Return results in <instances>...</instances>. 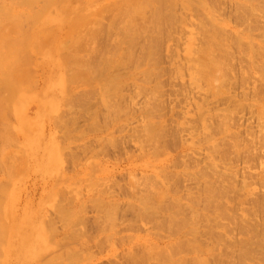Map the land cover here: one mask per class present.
Instances as JSON below:
<instances>
[{"label": "rangeland", "instance_id": "374dc122", "mask_svg": "<svg viewBox=\"0 0 264 264\" xmlns=\"http://www.w3.org/2000/svg\"><path fill=\"white\" fill-rule=\"evenodd\" d=\"M90 1L93 2V0ZM167 1L169 2V0ZM167 1H157L156 4L161 3L162 7L164 5L166 7V5L170 6L175 2V0H170L169 3ZM186 1L176 0L174 5L169 7L170 10L167 7L161 9L162 13H164L163 11L166 12V9L169 10L167 13L169 18L165 19L164 24L162 23L164 27L161 26V30L158 29L159 32L156 30L152 33L149 24H144V17L147 20L145 22H148V18L153 12L151 7L145 9L143 13L145 15L143 18L141 17L143 20L137 21L138 24L143 22L142 34L137 35L138 41L135 46L133 45L135 48L127 46L130 51V58L121 66L113 68L116 69V73L113 69H109L110 72L108 70L109 73L113 71L112 74L121 75L118 77L120 84L117 88H112L114 92L112 90L111 94H109L110 91L108 92L104 101H102L103 97L107 93L101 96L102 85H99L101 87L97 83L87 85L81 78L79 80L77 77L73 81L69 79L72 81L71 84L75 86L69 91V99L66 98V101H70H67L69 105L65 103L62 105V102H66L64 100L60 103L62 107L54 104L52 99H47V97L53 92L55 93L57 88L49 90V82L47 85L45 81L47 77H52L57 71L62 73L63 70L59 71L55 63H49L38 53L31 52L28 53V58L25 57L28 59L25 67L31 75L27 79L28 81H24L25 83L15 91V94L18 92L15 98L24 100L21 114L19 116L14 115L8 112V109H5L6 112L2 116L0 114V133L2 132L0 134L2 135L0 136V141L2 139L0 156L1 153L4 156L0 166V182L8 190L10 207L8 215L12 220L27 216L25 224L32 227L38 223L39 217L43 215V226L45 229L50 227V238L59 241L43 257L50 259L53 264L68 262V257L64 255H68L67 253L70 252H72L70 254L73 255L75 264H194L195 255L198 254L202 257L205 256L207 264H238L237 260L240 257L239 264H264V121L260 117L259 110L261 105L259 100H262L260 90L264 86L261 72L259 74V68H256L260 66L257 64H261L264 60V48H261L264 45V40H262L264 39V7H262L264 0H253V5L255 3L254 6L258 10L254 7L255 11L252 9L249 12L248 7H246V0H204L207 7L206 11H202L201 8L199 10L196 1H189L191 3L194 1L195 7H189L188 1ZM117 2L119 5H115L120 6V2ZM147 2L149 0L143 1V3ZM107 3L108 1L105 0H94L91 9L85 8V12L87 9L89 13H95L96 16L91 15V13L89 15L87 12L91 18L94 17V20L93 18L90 20L89 17L87 27L82 25L84 28L81 29L80 26L81 30L76 29L75 31V35L78 34H76L77 31L81 35L85 31L83 36H79L83 41H90V44L84 43L83 46L85 48L86 44H89L90 50L87 47L85 50L96 51L95 53L92 52L94 55L92 57L89 56L90 52H86L89 62L94 64L107 54H103V52L112 51L116 44L115 50L118 47L126 49L125 44H120L121 38L116 34L118 31L116 29L109 30L112 27L109 21H113V14L116 12L115 7L108 6V10L106 8L99 14L100 6ZM214 3L216 7H214ZM93 9L98 10L99 13ZM207 12L213 13L212 16L217 22L224 23L219 31H222L225 37L220 36L227 39L225 40L227 41L225 43L227 49H225L226 51L230 50L227 54L239 59L235 61V58H230L231 60H229L226 52L224 55L221 54L222 60L228 64L223 62L226 67H223L222 74L225 76L223 79L222 75V79H219L222 81L217 80L216 83L220 88L214 87L216 86L214 83L213 89L209 86L204 89L206 88L204 81H202V85L201 80H194L193 60L197 57L195 56L197 53H188L189 45L197 51L199 50L198 47H201L205 41L204 34L202 33V35L200 30H202L203 22L206 20L203 13L207 16ZM146 14L150 16H146ZM167 14L164 13L162 16L166 17ZM171 14L173 15L171 16ZM165 17H161V19ZM243 17L246 21L243 20ZM116 20L115 23H113L114 21L112 23H121L120 19ZM166 20H168V25ZM201 21L203 22L201 23ZM55 23L52 22L50 26H56ZM89 27H95L97 30L101 27L102 31L98 30L100 32L97 37L95 36L91 40L85 34L89 31ZM222 28L224 32L227 31L225 33L227 36ZM86 29H88L87 32ZM145 29L150 30V32L148 33V30ZM242 32L247 33L251 40H241L242 44L234 41ZM166 33L171 34L167 35ZM148 35L149 38L145 39ZM63 38L67 42L68 37L66 39L64 34L58 35L59 41ZM156 41L158 42L156 43ZM232 41L234 42L232 43ZM248 41L256 43L254 45L259 44V46L253 45L255 49L253 48L249 52L245 49L242 51L243 45L247 49ZM235 42L236 44L233 45ZM154 45L158 47H154ZM149 46L154 49H149ZM234 46L237 47V51L232 50V47L235 48ZM130 47L134 49H130ZM149 50L152 52L154 50L153 54ZM83 52L85 53V51ZM141 52L145 53V57L143 53L140 54ZM147 52H150L148 56ZM230 53H233V56ZM87 54L83 55L81 52L83 57H86ZM259 54L261 55L259 56ZM190 57L194 59L191 60ZM251 57L255 60L252 61L257 63L256 66L252 63ZM257 58L258 60H256ZM149 60L154 61V64ZM138 62H142L141 65ZM99 65L102 66L100 63ZM151 69L157 74L159 72V77ZM247 69L250 70L249 73ZM143 71L147 72L148 75H144L146 73L143 74ZM49 74L50 76H47ZM153 75H157L156 78H153L155 77ZM65 76L72 78L66 74L63 76L65 80ZM145 76L146 78L142 79ZM147 78L152 82H146ZM76 79L79 80L77 83H75ZM155 82L159 83L156 84ZM224 82L227 85H224ZM222 83L224 84L222 85ZM154 84L156 85L154 86ZM158 84L160 87H156ZM138 85L141 88L146 87L145 90L149 88L150 90L147 89V91L151 92V98L149 91H142ZM222 86L223 88H221ZM216 88H219L221 92L219 89L217 91ZM20 89L23 91H19ZM209 89L216 90L217 93L214 91L209 93ZM205 90H208V94ZM262 92L264 91L261 90ZM204 93L208 96L206 97ZM155 95L157 96L155 97ZM13 96L12 98H14ZM57 96L53 99L61 98L60 94ZM149 100L152 104H149ZM109 103L111 104L109 105ZM254 105L259 107V111H256L257 108H254ZM54 115L55 117L52 118ZM211 115L216 118L209 117ZM257 118L260 120L257 121ZM21 121L24 127L19 125ZM26 121L33 122L34 126L30 128ZM59 121L60 123H58ZM149 123L155 127L153 129L156 130L157 136L153 140L156 144H153L149 138L147 139L146 127ZM158 132H161L160 136ZM28 134L36 137H34L36 141L33 138V141L32 139L29 141L34 145V153L29 150L31 145L26 143ZM74 136L76 137L74 138ZM3 141L6 145L2 143ZM148 142H151L148 145H152V147L159 145L157 146L159 148L154 149L153 147L154 151L146 145ZM41 144L43 145L41 146ZM235 145L239 146L238 150L235 149ZM54 147L57 148L54 149ZM26 149L27 153L25 154L24 150ZM50 158H57L56 166L51 167V170L44 168L41 164L45 159ZM56 167V172L53 173L52 171ZM147 185H153V187H147ZM209 185L211 188L213 187V191L210 189L211 197H214L216 201L213 200L214 198L207 199L208 196L204 193L205 188ZM156 189L165 190L167 197L159 200V204L157 202L155 204L154 201L150 202L151 204L154 203L149 205L153 206V209H143L139 199L148 193L150 196L146 197L152 198L151 195H154ZM47 197L50 200L54 199L55 202L51 204ZM173 198L178 203L176 206L171 204L174 201ZM206 200L211 201V204ZM195 201L196 203H194ZM161 205L162 207L159 209ZM106 207L110 210L111 216L109 213L108 217H104L108 211L107 209L105 212ZM102 209L103 211H101ZM67 210L71 211L68 215L65 213ZM177 211L179 213L175 215ZM148 214H151L149 215L151 217H148ZM169 214H173L177 221L182 217L181 219L185 218L193 223L192 233L189 231L186 233V229H184V233L177 226H173L174 224H171L172 228H170V223L166 221ZM2 216L1 220L4 222L8 216H5L4 211H2ZM63 216L67 218V221L64 220ZM163 218H166L165 221ZM156 220L159 222L161 220L160 224ZM261 238L262 240H260ZM259 240L261 245L258 244ZM186 241L190 244H196L187 247V249L184 245L181 247V243H186ZM179 242H181L180 245ZM25 244L18 245L16 234L9 236H1L0 234V247L2 248L0 250V264H30L27 250L19 251L25 249ZM177 245L179 248L176 247ZM244 247L246 251L251 248L249 251V253L252 251L251 254L244 253ZM217 252L218 255H215ZM237 252L240 253L238 256L241 253L242 256L237 258ZM243 254L248 257L245 255L243 257ZM220 255L221 258L219 259L218 256Z\"/></svg>", "mask_w": 264, "mask_h": 264}, {"label": "bare ground", "instance_id": "6f19581e", "mask_svg": "<svg viewBox=\"0 0 264 264\" xmlns=\"http://www.w3.org/2000/svg\"><path fill=\"white\" fill-rule=\"evenodd\" d=\"M96 1V0H95ZM98 1V0H97ZM105 1H108V3L107 4H105L104 6L102 5V6H100V9H98L99 11H100V13L98 12V10H96V9H93V10H95L96 11V13H99V14H101V12L102 11H104L106 8H107V10H108V6H111V7H115V9H116V12H115V14H113L114 16H113V21H109L110 23H111V25H112V27H110V29L109 30H111V29H116L118 32H116V34H117V36H120V44H125L126 45V49H122L121 47H118L116 50H115V46L117 45H115L114 46V49L111 51V50H109V51H106V52H103V54H106L105 56H103V59L101 58V59H99L100 61L101 60H103L102 62H96L95 64L94 63H91V62H89V59H88V52H90V51H88V50H90L89 49V47H91V46H89V40H84L83 41V39H81L80 38V36H83L84 35V32L82 33L83 35H81V33L79 32V31H77L76 32V34L77 35H75V31H76V29H80V26H81V29L82 28H84L83 26L85 25V27H87L86 25H87V23H89L88 22V19H89V17H90V20L93 18V20H94V17H92L91 18V16H89L90 15V13H91V15H95V13L93 14V12H88V10L86 9V11L88 12V14H87V12H85V8H88V9H91L92 7V5H93V2H94V0H93V2L92 1H90V0H0V107H1V109H0V114H1V116L3 115V113H5L6 111H5V109L7 110L8 109V112H10V113H12V114H14V115H17V116H19L20 114H21V109H22V105H23V103H24V100L23 99H17V98H15V95H17V93L18 92H16V94H15V91L16 90H18L19 89V87L21 86V85H23L25 82H26V80L27 79H29V77H30V73L28 72V70H26V65H25V63H26V60H28V59H25V57L27 56V58H28V56H29V54L28 53H31V52H35V53H38V54H40V55H42L43 57H44V59L46 60V61H48L49 63H55V66L57 67V69L59 70V71H61V70H65V73L67 74V75H70L72 78H67V77H69V76H65V78H66V80L64 79V75H66L65 73H63V71H62V73L61 72H53V73H55L54 75H53V73H52V77H50V78H48L47 77V79H46V84L48 83L49 84V90L51 89V88H57V91H55V93L53 92V94L52 95H49L48 97H47V99H52V102L54 103V104H57V105H60V103L64 100V101H66V98L67 99H69V96H68V94H69V91H71V89L73 88V87H75L74 85H72L71 84V82L74 80V78H77V77H79V80H80V78L87 84V85H92V84H96L97 83V85L99 86V85H102L103 87H101V86H99V87H101L102 89V95L101 96H104L103 94H106L103 98V100L102 101H104L105 100V97L108 95V92L110 91V93L109 94H111V90H112V88H114V87H118L119 86V84H120V79L118 78L119 76H121V75H119V76H117V75H115V74H112L113 73V71H112V73H109L110 72V70L111 69H113V68H115V67H118L119 65L121 66V64H123V63H125L129 58H130V51L127 49V46H135L136 45V43H137V41H138V38H137V35L139 34V35H141L142 34V28L144 27V25L142 24V23H137V21L138 20H140V19H142L143 17H144V15L145 14H143L144 12H145V9L146 8H148V7H151V8H153V9H151V10H153V12H151V17H149L148 19H149V21L148 22H145V21H147L146 19H145V17H144V24H146V23H148L149 24V27L151 28L150 30L152 31V33L154 32V31H158V29L165 23V19L166 18H169L168 16V14L167 13H169V7H171V5L173 4L174 5V3L176 2V0H175V2H173L170 6H167L166 5V7L169 9H166V12L165 11H163L165 14H167L166 15V17L165 16H162V15H164V13H162V11H161V9L163 10V8L165 7V5L162 7L161 6V3L160 4H156V3H158V2H160L161 0H153V1H150L149 0V2H147V3H143V1H145V0H141V1H133V0H105ZM117 1H119L120 2V6H116L115 4H117L118 2ZM148 1V0H147ZM155 1H156V3H155ZM167 1V0H166ZM180 2H181V0H179ZM186 0H184V2H185ZM188 1V4H189V7L190 6H196V3H195V5L193 4V2L194 1H196L198 4H197V6H199V10H200V8L202 9V11H206L207 10V7H206V4L204 3V0H194L192 3L191 2H189V1H192V0H187ZM186 1V2H187ZM122 2H124V3H122ZM162 2H164V0H162ZM169 2H171L170 0H169ZM168 1H167V3H169ZM207 2H209V1H207ZM212 2H214V1H212ZM211 2V3H212ZM246 7H248L247 9H248V12H249V10L251 11L252 9H254V5H255V3H254V5H253V0H246ZM187 4V3H186ZM190 4H193V5H190ZM236 4V3H235ZM259 4V3H258ZM117 5H119V4H117ZM169 5V4H168ZM172 5V6H173ZM213 5V4H212ZM264 5V4H263ZM242 6H243V4H242ZM258 6H260V5H258ZM165 7V8H166ZM214 7H216L215 6V3H214ZM262 7H264V6H262ZM239 8V7H238ZM256 8V7H255ZM52 10L51 12H50V10ZM264 9V8H263ZM110 10V9H109ZM165 10V9H164ZM195 10V9H194ZM212 10V9H211ZM213 10H215V9H213ZM217 10V9H216ZM256 10H258L257 8H256ZM260 10V9H259ZM94 11V12H95ZM113 11V10H112ZM239 11V10H238ZM246 11V10H245ZM254 11H255V9H254ZM107 12V11H106ZM247 12V13H248ZM98 14V15H99ZM200 14V13H199ZM213 14V13H212ZM212 14H210V13H208L207 12V16L206 15H204V13H203V17L205 16L206 17V20H205V22H203V21H201V23L203 22V25H202V30H200V31H202L201 32V34L203 33L204 34V38H205V41L201 44V41H200V44H201V47H198L199 48V50H197L196 51V49L194 50V49H192L191 48V45H189V47H188V53L189 54H191V52L194 54V53H197V55H195V56H197L195 59L194 58H192V57H190V59L192 60V59H194L193 60V62H194V64H193V78H194V80L195 81H198V80H201V84H202V81H204L205 82V84H204V86L206 87V88H204V89H207V86H209V87H211L212 89H213V84L214 85H216V83H217V80H219V79H222L221 77H222V70L224 71V69H223V67L225 68L226 66H224V63L223 62H225L224 60H222V58H221V54L222 55H224L225 54V52H226V54H227V52H228V54H229V51H226V49H227V44L225 45V43H227V41H225V40H227L226 38L225 39H223L222 37L224 36L223 35V33H222V31H219V30H221L220 29V27H223L224 26V23H219V22H217L216 21V19L212 16ZM239 14H241V13H239ZM263 14V13H262ZM150 15H147L146 14V16H150ZM173 14H171V16H172ZM237 15H238V13H237ZM244 15H246V14H244ZM248 15V14H247ZM96 16V15H95ZM112 16V15H111ZM200 16H201V14H200ZM214 16L216 17V15L214 14ZM142 17V18H141ZM161 17H165L163 20L161 19ZM173 18V17H172ZM171 18V19H172ZM217 18V17H216ZM241 18V17H240ZM240 18H239V20H240ZM245 17H243V20H245L246 21V19H244ZM251 18V17H250ZM116 19H120L121 20V23H117L116 22V24H113V23H115V20ZM242 19V18H241ZM89 20V21H90ZM95 20H96V18H95ZM143 20V19H142ZM169 20V19H168ZM168 20H166L167 21V25H168ZM203 20V19H202ZM254 20V19H253ZM98 21V20H97ZM117 21V20H116ZM170 21V20H169ZM52 22H56L55 23V25L56 26H50V24L52 23ZM113 22V23H112ZM118 22H120V21H118ZM242 22V21H241ZM163 23V24H162ZM170 23V22H169ZM201 23H200V25H201ZM96 24H97V22H96ZM109 24V23H108ZM79 25V26H78ZM83 25V26H82ZM100 25V24H99ZM110 25V24H109ZM110 25V26H111ZM116 25H119V26H116ZM250 25V24H249ZM252 25V24H251ZM257 25H259V24H257ZM256 25V26H257ZM50 26V27H49ZM77 26H78V28H77ZM162 27H164V26H162ZM167 27V26H166ZM250 27V26H249ZM248 27V28H249ZM90 28V27H89ZM88 28V29H89ZM103 28H104V26H103ZM168 28V27H167ZM247 28V27H246ZM258 28H259V26H258ZM80 29V30H81ZM88 29H86V32L88 31ZM223 29V28H222ZM98 30H101V27H99V29ZM97 30V28H95V27H91L90 29H89V31L87 32V33H85V34H87L86 35V37H88L89 39H91V40H93L94 38H95V36L97 37V34L100 32V31H98ZM108 30V29H107ZM146 31L148 30V29H145ZM150 30H148L147 32L149 33L150 32ZM160 30H161V28H160ZM159 30V31H160ZM256 30V29H255ZM102 31V30H101ZM106 31V30H105ZM112 31V30H111ZM158 31V32H159ZM163 31V30H162ZM166 31V30H165ZM164 31V32H165ZM114 32V31H113ZM218 32H220V33H222V34H220V33H218ZM223 32H224V29H223ZM227 31L225 30V32H224V34L226 33ZM102 33V32H101ZM152 33H150V34H152ZM262 33V32H261ZM60 34H64V37L67 39V37H68V40H67V42H65V39H64V41H62V40H60L59 41V39H58V35L60 36ZM167 34V33H166ZM169 34H171V33H169ZM169 34H167V35H169ZM202 34V35H203ZM80 35V36H79ZM100 35V34H99ZM105 35H106V33H105ZM162 35V34H161ZM163 35H165V33H163ZM222 37H221V36ZM226 35V34H225ZM238 35V34H237ZM263 35V34H262ZM108 36V35H107ZM115 36V35H114ZM152 36V35H151ZM227 36V35H226ZM104 37H106V36H104ZM149 38V35L148 36H146L145 37V39L146 38ZM155 37V36H154ZM167 38H168V36H166ZM225 37V36H224ZM157 38V37H156ZM161 38V37H160ZM154 39V38H153ZM166 39V38H165ZM247 39H249V40H251V38L249 37V35L247 34V33H240L238 36H237V38L234 40V41H237V42H240L241 43V40H246L247 41ZM150 40H151V38H150ZM225 42H224V41ZM230 40H232L231 38H230ZM262 40H264V39H262ZM141 41V40H140ZM155 41V40H154ZM234 41H232V43L234 42ZM122 42V43H121ZM158 41H156V43H157ZM231 42V41H230ZM244 43H245V41H243ZM251 41H248L247 42V49H246V47H244V45H243V50L242 51H245V50H247L248 52L249 51H251V50H253V45L254 44H256V43H250ZM84 43H89V44H86L87 46V48H88V50H85V49H87L86 47L85 48H83V46H84ZM96 43V42H95ZM141 43V42H140ZM155 43V42H154ZM155 43V44H156ZM243 43V44H244ZM112 44V43H111ZM118 44H119V42H118ZM231 44V43H230ZM236 44V42L233 44V45H235ZM242 44V43H241ZM146 45V44H145ZM151 45H153V44H151ZM150 45V46H151ZM159 45V44H158ZM238 45H240V44H238ZM258 46H259V44H257ZM257 45H254V46H257ZM89 46V47H88ZM95 46V45H94ZM112 46H113V44H112ZM122 46V45H121ZM133 46V47H134ZM139 46V45H138ZM149 46V49L150 48H152V47H150ZM199 46V45H198ZM237 46V45H236ZM133 47H130V49H132ZM154 47H158V46H155L154 45ZM159 47H160V45H159ZM194 47V46H193ZM195 47H197V46H195ZM235 47V46H234ZM80 48H81V50H83V51H85V53L83 52V51H81L80 50ZM93 48V47H92ZM97 48V47H96ZM101 48V47H100ZM135 48V47H134ZM133 48V49H134ZM226 48V49H225ZM236 48V49H235ZM235 48H233L232 47V50H236L237 51V47H235ZM261 48H264V45L261 47ZM260 48V49H261ZM109 49V48H108ZM147 48H145V50H146ZM152 49H154V48H152ZM151 49V50H152ZM157 49V48H156ZM229 49V48H228ZM241 49V48H240ZM245 49V50H244ZM255 49V48H254ZM260 49H258V50H260ZM92 50V49H91ZM93 50H94V48H93ZM101 50V49H100ZM145 50H143L144 52H145ZM151 50H149L150 52H152ZM231 50V51H232ZM256 50H257V47H256ZM255 50V51H256ZM83 53V55L85 54H87V58L84 56L83 57V55H81V52ZM88 51V52H87ZM133 51V50H132ZM147 51V50H146ZM155 51H157V50H155ZM241 51V50H240ZM87 52V53H86ZM93 52V51H92ZM92 52H90V55L89 56H91L92 57ZM96 51H94L93 53H95ZM144 52H141L140 54H142L143 53V56L145 55V53ZM150 52H147V56H148V54L150 53ZM153 52H154V50H153ZM153 52H152V54H153ZM186 52H187V49H186ZM260 52V51H259ZM100 53V52H99ZM99 53H96V54H99ZM132 53V52H131ZM134 53V52H133ZM156 53V52H155ZM252 53V52H251ZM263 53V52H262ZM28 54V55H27ZM139 54V53H138ZM227 54V55H228ZM230 54H232L231 56H233V53H230ZM255 54V53H254ZM227 55H226V57H227ZM261 54H259V56H260ZM264 55V54H263ZM94 56V55H93ZM140 56V55H139ZM142 56V57H143ZM229 56V55H228ZM235 56V55H234ZM251 56H254V55H252L251 54ZM96 58H97V56H95ZM131 57H132V55H131ZM138 57V56H137ZM145 57V56H144ZM152 57V56H151ZM226 57H225V59H226ZM240 57H241V55H240ZM245 57V56H244ZM148 58V57H147ZM229 58V60H231L230 58H233V57H228ZM235 58V61H236V59H238V58H236V57H234ZM233 58V59H234ZM245 58H247V57H245ZM249 58V57H248ZM259 58V57H258ZM258 58L256 59V60H258ZM87 59H88V61H87ZM149 59V58H148ZM261 59V58H260ZM260 59H259V61H260ZM90 60H91V58H90ZM94 60V59H93ZM131 60H132V58H131ZM142 60H143V58H142ZM154 60H155V58H154ZM228 60V61H229ZM239 60V59H238ZM246 60V59H245ZM253 60V58L251 57V61ZM130 61V60H129ZM144 61V60H143ZM150 61V60H149ZM250 61V60H249ZM250 61V62H251ZM253 61H255V60H253ZM252 61V63H254V65L256 66V64L257 63H255V62H253ZM28 62V61H27ZM93 62V61H92ZM150 62H152V61H150ZM154 62V61H153ZM152 62V63H153ZM246 63H247V61H245ZM261 62V61H260ZM99 63L100 64H102V66L101 65H99ZM139 63V62H138ZM141 63L142 62H140L139 63V65H141ZM225 63H227L228 64V62H225ZM251 63V64H252ZM27 64V63H26ZM137 64V63H136ZM154 64V63H153ZM156 64V63H155ZM190 64H192L191 62H190ZM227 64H225V65H227ZM229 64H230V62H229ZM24 65V66H23ZM151 65V64H150ZM248 65V64H247ZM247 65H246V67H247ZM253 65V64H252ZM257 65H260V66H258V67H256L257 69L259 68V74H260V72H261V75H262V82H263V86H264V60L262 61V63L261 64H257ZM53 66V65H52ZM125 66V65H124ZM128 66V65H127ZM129 66H130V64H129ZM228 66V65H227ZM76 67V68H75ZM123 67V66H122ZM131 67V66H130ZM129 67V68H130ZM137 67V66H136ZM185 67V66H184ZM125 68H126V66H125ZM150 68V67H149ZM152 68V67H151ZM158 68V67H157ZM190 68H191V66H190ZM227 68H229V67H227ZM248 68V67H247ZM110 69V70H109ZM119 69V68H118ZM134 69V68H133ZM146 69V68H145ZM153 69H154V67H153ZM192 69V68H191ZM190 69V70H191ZM250 69V68H249ZM253 69H255V68H253ZM257 69H255L256 71H257ZM53 70H54V66H53ZM108 70H109V72H108ZM114 70V72H115V70L116 69H113ZM143 70V69H142ZM148 70H150V69H148ZM147 70V72H149ZM152 70V69H151ZM155 70H156V68H155ZM157 70H159V69H157ZM226 70V69H225ZM229 70V69H228ZM248 70V69H247ZM153 71V70H152ZM152 71H150L151 72V74H153L152 73ZM249 71L250 70H248V73H249ZM147 72H145V71H143L142 73L144 74V73H146V74H144V75H148L147 74ZM154 72V71H153ZM156 72V71H155ZM154 72V73H155ZM254 72V71H253ZM116 73V72H115ZM132 73V72H131ZM191 73H192V70H191ZM251 73V72H250ZM258 73V72H257ZM63 74V75H62ZM128 74H130V73H128ZM136 74V73H135ZM143 74H141V76L143 75ZM155 74H157V73H155ZM158 74H159V72H158ZM157 74V75H158ZM230 74V73H229ZM228 74V75H229ZM99 75H102L101 77L99 76ZM143 75V76H144ZM150 75V74H149ZM157 75H153V76H155V77H153V78H156V76ZM227 75V74H226ZM47 76H50V74L49 75H47ZM140 76V77H141ZM224 76L225 75H223V79H224ZM260 76V75H259ZM99 78L98 80H97V78ZM139 77V78H140ZM147 77H149V76H147ZM158 77H159V75H158ZM230 77V76H229ZM232 77V76H231ZM96 78V79H95ZM135 78V77H134ZM144 78H146V76L145 77H143L142 79H144ZM150 78V77H149ZM149 78H147L146 80V82H152V80L151 81H149L150 79ZM153 78H151V79H153ZM261 78V77H260ZM68 79V80H67ZM69 79H71V80H69ZM135 79H138V78H135ZM141 79V78H140ZM149 79V80H148ZM226 79V78H225ZM229 79V78H228ZM79 80H75V83H77ZM25 81V82H24ZM28 81V80H27ZM220 82L222 81V80H219ZM226 81V80H225ZM81 82V81H80ZM142 82V81H141ZM220 82H218V83H220ZM227 82H228V80H227ZM99 83V84H98ZM101 83V84H100ZM156 84L157 83H159V82H155ZM225 83V82H224ZM224 83H222V85L224 84ZM261 83V82H260ZM45 84V83H44ZM47 84V85H48ZM156 84H154V86L156 85ZM200 84V85H201ZM230 84V83H229ZM46 85V86H47ZM203 85V84H202ZM224 85H227L226 83L224 84ZM150 86H152V85H150ZM159 86V84L156 86V87H158ZM197 86V85H196ZM204 86H202V87H204ZM111 87V88H110ZM138 87H140L139 85H138ZM160 87V86H159ZM193 87V86H192ZM202 87H200V88H202ZM214 87H219L220 88V86L218 85H216V86H214ZM45 88V87H44ZM47 88H48V86H47ZM90 88V87H89ZM93 88V87H92ZM141 88V87H140ZM139 88V89H140ZM146 88V87H145ZM145 88H141V90L142 91H144L145 90ZM194 88V87H193ZM218 88V89H219ZM221 88H223V86L221 87ZM54 89V90H55ZM147 89H149V88H147ZM147 89L145 90V92L147 91ZM185 89V88H184ZM203 89V88H202ZM212 89L210 90L209 89V93H210V91L211 92H213L212 91ZM217 89V88H216ZM218 89H217V91H218ZM260 89V88H259ZM150 90V89H149ZM148 90V91H149ZM222 90V89H221ZM262 91H264V87L261 89ZM261 90H260V94L262 95V100H259V101H261V105H260V108L259 107H257V105L255 106L254 105V108L256 107L257 108V110L256 111H259L260 110V117H261V119H263V121H264V96H263V94H264V92H262L261 93ZM19 91H23V89H20ZM46 91H47V89H46ZM53 91V90H52ZM142 91H139V92H141L142 93ZM147 91V92H148ZM153 91V90H152ZM155 91V90H154ZM157 91V90H156ZM159 91V90H158ZM205 91H207V94H208V90H205ZM219 91H220V89H219ZM224 91V90H223ZM51 92V91H50ZM49 92V93H50ZM112 92H114V89L112 90ZM185 92V91H184ZM200 92V91H199ZM214 92H216V90L214 91ZM221 92V91H220ZM258 92H259V90H258ZM52 93V92H51ZM148 93H150V98H151V92L149 91ZM217 93V92H216ZM257 93V92H256ZM58 94H60V97L61 98H55V99H53L54 97H58L57 95ZM156 94H157V92H156ZM205 94V93H204ZM212 94V93H211ZM214 94V93H213ZM255 94V93H254ZM14 95V96H13ZM45 96H46V93L44 94ZM257 95V94H256ZM255 95V96H256ZM12 96L15 98H12ZM68 96V97H67ZM146 96V95H145ZM157 95H155V97H156ZM205 96L207 97L208 95H206L205 94ZM41 97V96H40ZM112 97V96H111ZM110 97V98H111ZM260 97V96H259ZM258 97V98H259ZM22 98V97H21ZM82 98V97H81ZM80 98V99H81ZM257 98V99H258ZM102 99V98H101ZM203 99V98H202ZM82 100V99H81ZM84 100V99H83ZM254 100V99H253ZM256 100V99H255ZM46 101H48V100H46ZM68 102H70L69 100H67ZM62 102L61 104L63 105L64 103L65 104H68V102ZM108 101V100H107ZM106 101V102H107ZM157 101V100H156ZM42 102V101H41ZM77 102V101H76ZM81 102V101H80ZM109 102V101H108ZM258 102V101H257ZM155 103V102H154ZM43 104H45L44 102H43ZM42 104V105H43ZM50 104V103H49ZM104 104V103H103ZM111 103H109V105H110ZM149 104H152V103H150V100H149ZM62 105H60L61 107H62ZM69 105V104H68ZM107 105V104H106ZM113 105V104H112ZM253 105V104H252ZM44 106V105H43ZM114 106V105H113ZM150 106V105H149ZM7 107H10V108H7ZM58 107V106H57ZM64 107V106H63ZM150 107H152V105L150 106ZM56 108V107H55ZM110 108V107H109ZM112 108H114V107H112ZM116 108H117V106H116ZM116 108H115V111H116ZM119 108H120V105H119ZM258 108H259V110H258ZM104 109V108H103ZM152 109V108H151ZM151 109H150V111H151ZM10 110V111H9ZM59 110V109H58ZM149 110V109H148ZM104 111V110H103ZM108 111V110H107ZM119 111V110H118ZM255 111V112H256ZM109 112V111H108ZM148 112V111H147ZM58 113V112H57ZM112 113H113V111H112ZM151 114H152V112H151ZM215 114V113H214ZM113 115H117V114H113ZM148 116H149V112H148V114H147ZM216 115V114H215ZM222 115H223V113H222ZM256 115H257V112H256ZM154 116H156V115H154ZM213 115H211V116H209V117H211V118H216V117H212ZM219 116H221V115H219ZM55 117V115L54 116H52V118H54ZM59 117V116H58ZM113 117V116H112ZM259 117V116H258ZM105 118V117H104ZM222 118H223V116H222ZM225 118V117H224ZM60 119H61V117H60ZM213 119V120H214ZM217 119H218V117H217ZM258 119L260 120V118H257V121H258ZM222 120V119H221ZM224 120V119H223ZM58 121V120H57ZM56 121V122H57ZM65 121H66V119H65ZM158 121V120H157ZM263 121H261V122H263ZM28 124H29V126H30V128L32 127V126H34V123L33 122H29V121H26ZM224 122V121H223ZM261 122H260V124H261ZM33 123V124H32ZM58 123H60V121L58 122ZM67 123H69V122H67ZM23 124V122L21 121L20 122V126H22V127H24V125H22ZM32 124V125H31ZM94 124V123H93ZM92 124V125H93ZM220 124V123H219ZM90 125V124H89ZM221 125V124H220ZM223 125V124H222ZM226 126V125H225ZM261 126V128H262V125H260ZM90 127V126H89ZM213 127V126H212ZM264 127V126H263ZM94 128V127H93ZM147 128V139L149 138L150 140H152V142H153V144H156V143H154L155 141L153 140L154 138H156V134H155V131L156 130H154L155 129V127L152 125V124H148V127H146ZM154 128V129H153ZM214 128V127H213ZM216 128H217V126H216ZM222 128H223V126H222ZM221 128V129H222ZM145 129V128H144ZM211 129V128H210ZM215 129V128H214ZM219 129V128H218ZM27 130H29V129H27ZM34 130V129H33ZM33 130H32V132H33ZM264 130V129H263ZM160 131V130H159ZM218 131V130H217ZM139 132V131H138ZM143 132V131H142ZM263 132V131H262ZM2 133V132H1ZM0 133V134H1ZM159 133V132H158ZM161 133V132H160ZM160 133H159V136H160ZM143 134V133H142ZM262 134V133H261ZM77 135H79V134H77ZM145 135V134H144ZM163 135V134H162ZM161 135V136H162ZM0 136H2V135H0ZM133 137L135 136L134 134L132 135ZM138 136V135H137ZM143 136V135H142ZM141 136V137H142ZM229 136V135H228ZM262 136H263V134H262ZM27 137V136H26ZM26 137H25V139H26ZM35 136L34 135H30V134H28V137H27V142L26 143H28L29 145H31L30 147H29V150H31L30 152L31 153H34V145H32L31 143H29V141L33 138L34 140H35V138H34ZM73 137V136H72ZM76 136H74V138H75ZM140 137V136H139ZM146 137V136H145ZM264 137V136H263ZM1 138V137H0ZM66 138V137H65ZM159 138V137H158ZM161 138V137H160ZM203 138H205V137H203ZM202 138V139H203ZM33 139H32V141H33ZM77 139V138H76ZM146 139V140H147ZM230 139H231V137H230ZM140 140V139H139ZM139 140H137V141H139ZM143 140V139H142ZM145 140V139H144ZM156 140H159V139H156ZM206 140H207V138H206ZM218 140H220V139H218ZM217 140V141H218ZM221 140H223V139H221ZM227 140V139H226ZM264 140V139H263ZM1 141H2V139H1ZM0 141V142H1ZM36 141V140H35ZM34 141V142H35ZM200 141V140H199ZM229 141H231V140H229ZM233 141V140H232ZM52 142V141H51ZM50 142V143H51ZM146 142V141H145ZM225 142H227V141H225ZM234 142H235V140H234ZM233 142V143H234ZM2 143H4V141L2 142ZM41 143V142H40ZM149 143H151V142H148L146 145H148ZM159 142L157 141V144H158ZM220 143V142H219ZM5 145H6V143H4ZM235 144V143H234ZM43 144H41V146H42ZM46 145V144H45ZM57 145V144H56ZM55 145V146H56ZM215 145V144H214ZM223 145H224V142H223ZM231 145V144H230ZM49 146H51L52 147V145H49ZM57 146H59V145H57ZM148 146H150V145H148ZM156 146V145H155ZM157 146H159V145H157ZM154 147V145H153V147H154V149L156 148H159V147ZM221 146V145H220ZM236 146V145H235ZM234 146V147H235ZM50 147V148H51ZM153 147H152V145L149 147V148H152L153 149ZM239 147V146H238ZM237 146H236V148L235 149H239ZM57 147H54V149H56ZM60 149H61V146H60ZM153 149V150H154ZM214 149H215V147H214ZM217 149V148H216ZM58 150H59V148H58ZM56 151V150H55ZM61 151V150H60ZM155 151V150H154ZM215 151H217V150H215ZM221 151V150H220ZM24 153L26 154L27 153V149L26 150H24ZM153 153H155V152H153ZM218 153H220V152H218ZM3 154L1 153V156H0V166L2 165V162H1V160L3 159ZM60 157H61V155H60ZM61 159V158H60ZM42 161H43V159H42ZM57 161V158H55V159H45V161H43L41 164L43 165V167L44 168H50V170H51V167L53 168L54 167V165H55V162ZM61 161V160H60ZM60 163V162H59ZM59 165V164H58ZM168 165V164H167ZM56 166V165H55ZM60 166V165H59ZM60 168V167H59ZM56 169H57V167L52 171L53 173H55L56 172ZM161 171V170H160ZM198 171V170H197ZM195 173V172H194ZM197 173V172H196ZM163 174V173H162ZM165 174V173H164ZM188 174V173H187ZM201 174H204V173H201ZM200 174V175H201ZM55 175V174H54ZM209 175V174H208ZM8 176H10V174H8ZM167 176V175H166ZM166 176H164V177H166ZM170 176V175H169ZM168 176V177H169ZM187 176V175H186ZM227 176V175H226ZM176 177V176H175ZM226 178V177H225ZM224 178V179H225ZM228 178V177H227ZM197 180V179H196ZM157 181V180H156ZM206 181V180H205ZM226 181H227V179H226ZM171 182V181H170ZM207 183V182H206ZM169 184V183H168ZM133 185H134V183H133ZM157 185V184H156ZM219 185V187H220V184H218ZM217 185V186H218ZM152 187H153V185H151ZM150 185L148 186L147 185V187H151ZM168 186V185H167ZM166 186V187H167ZM170 186H172V185H170ZM205 186V185H204ZM204 186H202V187H204ZM210 186V185H209ZM209 186H207L206 188H205V191H204V193L208 196L207 197V199H209V198H214V197H211L212 195H211V190L210 189H212L211 188V186L209 187ZM213 186V185H212ZM229 186V185H228ZM219 187L217 188V189H219ZM168 188H169V186H168ZM215 188V187H214ZM224 189V188H223ZM149 190H151V189H149ZM157 190V191H156ZM156 190H152V191H156V192H154L153 194L154 195H151L152 196V198L150 197H146V196H150V194L148 193V195H145L143 198H141V199H139L140 201V203H141V205H143V209H145V210H148V209H150V208H152L153 206H149V205H152V204H156V202L158 203V201L159 200H161L162 198H165V196H166V192H165V190H158V189H156ZM203 190V189H202ZM216 190V189H215ZM214 190V191H215ZM227 190V189H226ZM8 190L7 189H5V185L3 184V183H1L0 182V234H1V236H4V235H11V234H16V236H17V243H18V245L19 244H23V243H26L25 244V249H23V250H19L20 252H22V251H24V250H27V256H28V260H29V262H30V264H53L52 262H51V260L50 259H48V258H43L45 255V253H47L49 250H50V248L53 246V245H55L56 244V242H59V241H55V240H53V239H51L50 238V236H51V231H50V227H48L47 229H45V227L43 226V223H44V218H43V215L42 216H40L39 217V221H38V223H35L32 227H29L27 224H25L26 222H27V216L26 217H24V218H20V219H13L12 220V218L11 217H9V202H8V192H7ZM148 191V190H147ZM169 191H170V189H169ZM212 191H213V189H212ZM217 191V190H216ZM171 193H173L172 191H171ZM142 194V193H141ZM152 194V193H151ZM223 194V193H222ZM144 195V194H143ZM51 196V195H50ZM141 196V195H140ZM192 196V195H191ZM191 196H189V197H191ZM216 196V195H215ZM167 197V196H166ZM186 197V196H185ZM188 197V196H187ZM220 197V196H219ZM52 198H53V196H52ZM51 198V199H52ZM195 198V197H194ZM197 198V197H196ZM174 199V198H173ZM192 199V198H191ZM190 199V200H191ZM201 199V198H200ZM47 200L49 201V202H51V204H53L55 201H54V199H52V200H50V198H48L47 197ZM59 200V199H58ZM163 200V199H162ZM213 200H215V198L213 199ZM152 201H154V203H150V202H152ZM173 201V200H172ZM175 201V202H174ZM174 201L173 202H171V204L173 203V205H177L178 203H176V199H174ZM204 201H205V199H204ZM208 203H210L208 200H206ZM216 201V200H215ZM160 202V201H159ZM58 203V202H57ZM161 203H164V202H161ZM166 203H167V201H166ZM176 203V204H175ZM191 203H192V201H191ZM194 203H196V201L194 202ZM159 204V203H158ZM193 204V203H192ZM207 204V203H206ZM211 204V203H210ZM163 205V204H162ZM162 205L161 206H159L160 208L159 209H161V207H162ZM196 205V204H195ZM156 206H158V205H156ZM164 206V205H163ZM179 206V205H178ZM206 206V205H205ZM58 207V206H57ZM57 207H56V209H57ZM102 208V207H101ZM179 208V207H178ZM207 208V207H206ZM260 208V207H259ZM59 209V208H58ZM108 208L106 207V209H104L105 210V212H106V210H107ZM153 209V208H152ZM180 209V208H179ZM178 209V210H179ZM214 209V208H213ZM69 210H71V209H69ZM145 210H144V212H145ZM212 210V209H211ZM2 211H4V213H5V216H8V217H6V220H4V222H2V220H1V217H3L2 216ZM68 211V210H67ZM65 212V213H67V215L68 214H70L71 213V211H68V212ZM101 211H103V209L101 210ZM110 210L108 209V211H107V214L105 213V212H103L104 214H106V215H104V217H108V214L110 213L109 212ZM166 211V210H165ZM193 211V210H192ZM221 211V210H220ZM223 211H224V209H223ZM141 212V211H140ZM179 212H180V210H179ZM178 211H177V213L175 214V215H177L178 213H179ZM219 212V211H218ZM64 213V214H65ZM142 213V212H141ZM191 213V212H190ZM193 213V212H192ZM7 214V215H6ZM24 214H25V212H24ZM23 214V215H24ZM63 214V213H62ZM63 214V215H64ZM146 214V213H145ZM27 215V214H26ZM149 215H151V214H148V217H151V216H149ZM157 215V214H156ZM194 215V214H193ZM219 215H220V213H219ZM219 215H217V216H219ZM110 216H111V213H110ZM154 216V215H153ZM186 216V215H185ZM192 216V215H191ZM195 216V215H194ZM194 216H193V218H194ZM216 216V215H215ZM64 217V220L65 221H67V218L65 217V216H63ZM162 217V216H161ZM221 217V216H220ZM182 217H180V219H178V221L175 219V216L173 215V214H169V216H168V220L166 219V221H168L169 223H170V226H171V224H174L173 226H177L178 227V229H180V230H183V232H184V229H186V233H188L187 231H189L190 233H192L191 231L193 230V223H191V222H189V220L188 219H185L184 217V219H181ZM189 218V217H188ZM110 219V218H109ZM164 219V218H163ZM163 219H161V220H163ZM165 219H164V221H165ZM161 220H160V222H161ZM180 220V221H179ZM192 220V219H191ZM190 220V221H191ZM195 220V219H194ZM159 224H160V222L158 221V220H156ZM157 222H155V223H157ZM167 222V223H168ZM175 222V223H174ZM194 222V221H193ZM164 224H165V222H163ZM188 223V224H187ZM162 224V223H161ZM160 226V225H159ZM162 226V225H161ZM169 226V225H168ZM181 226V227H180ZM165 227V226H164ZM180 227V228H179ZM189 227V228H188ZM169 228V227H168ZM170 228H172V226L170 227ZM174 228V227H173ZM250 228V227H249ZM209 229H211V228H209ZM175 230V229H174ZM250 230V229H249ZM195 231V230H194ZM193 231V232H194ZM182 232V233H183ZM208 232V231H207ZM185 233V232H184ZM250 234V233H249ZM195 236V235H194ZM256 237V236H255ZM258 237V236H257ZM260 237V236H259ZM193 238V237H192ZM250 239H251V241H252V238H251V236L249 237ZM193 240V239H192ZM195 240V239H194ZM260 240H262V238L260 239ZM259 240V243L258 244H260V241ZM189 241H191V240H189ZM250 241V240H249ZM61 242V241H60ZM63 242V241H62ZM255 242H256V240H255ZM64 243H67V242H64ZM180 243L181 242H179L178 244L180 245ZM192 243V242H191ZM252 243V242H251ZM263 243V242H262ZM1 244H3V243H1ZM59 244V243H58ZM68 244V243H67ZM177 244V242L175 243V245ZM193 244H196V243H192V244H190L188 241H186V243H181V247L184 245L185 247H186V249H187V247H191V245L193 246ZM253 244H255L254 242H253ZM174 245V244H173ZM174 245V246H175ZM179 245H177L176 247L177 248H179ZM200 245V244H199ZM261 245V244H260ZM1 246V245H0ZM5 246H6V244H5ZM61 246V245H60ZM68 246V245H67ZM206 246V245H205ZM263 246V245H262ZM3 247V246H2ZM63 247V246H62ZM176 247H175V249H176ZM195 247H198V246H196L195 245ZM212 247V246H211ZM264 247V246H263ZM174 248V247H173ZM184 248V247H183ZM199 248V247H198ZM197 248V249H198ZM245 248V247H244ZM71 249V248H70ZM185 249V250H186ZM195 249V248H194ZM202 249H203V247H202ZM207 249H210V248H207ZM212 249V248H211ZM247 249H249V248H247ZM251 249V248H250ZM250 249H249V251H250ZM0 250H2V248L0 247ZM4 250H5V248H4ZM69 250V249H68ZM253 250V249H252ZM179 251V250H178ZM201 251H203V250H201ZM240 251V250H239ZM242 251H244V250H242ZM249 251H246V248H245V252L244 253H246L247 252V255H249V254H251V252L249 253ZM256 251V250H255ZM67 252V251H66ZM65 252V253H66ZM207 252V251H206ZM226 252H227V250H226ZM70 253H72V252H70ZM70 253H67L68 255H64V256H67L68 257V262H66V263H64V264H75V260H74V258L72 257L73 255L72 254H70ZM188 253H189V250H188ZM238 253L239 252H237V258L239 257V256H242V253H241V255H239L238 256ZM249 253V254H248ZM254 253V252H253ZM256 253V252H255ZM64 254V253H63ZM222 254V253H221ZM228 254V253H227ZM240 254V253H239ZM214 255V254H213ZM212 255V256H213ZM215 255H218V252L217 253H215ZM247 256L246 254H243V257H245V256ZM63 256V257H64ZM253 256V255H252ZM67 257H65L66 259H67ZM205 257V256H204ZM204 257H202L201 255H195V259H194V264H207L208 262H207V260L205 261V258ZM207 257V256H206ZM248 257V256H247ZM257 257V256H256ZM255 257V258H256ZM65 258H63V259H65ZM208 258V257H207ZM218 258L220 259L221 258V255L220 256H218ZM223 258V257H222ZM237 258H235V259H237ZM254 258V257H253ZM217 259V258H216ZM215 259V260H216ZM241 259V257L239 258V260ZM242 259H244V258H242ZM263 259H264V256H263ZM262 259V260H263ZM218 260V259H217ZM223 260V259H222ZM233 260H234V258H233ZM239 260H237L238 261V264H239ZM219 261V260H218ZM221 261V260H220ZM234 263V262H233ZM236 263V262H235ZM56 264V263H55Z\"/></svg>", "mask_w": 264, "mask_h": 264}]
</instances>
